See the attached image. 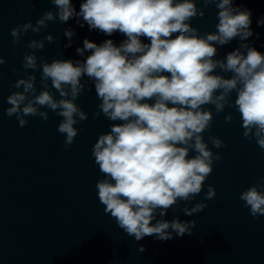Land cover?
Wrapping results in <instances>:
<instances>
[{
  "label": "clouds",
  "instance_id": "1",
  "mask_svg": "<svg viewBox=\"0 0 264 264\" xmlns=\"http://www.w3.org/2000/svg\"><path fill=\"white\" fill-rule=\"evenodd\" d=\"M211 2L205 0V6ZM52 3L58 9L55 16L45 12L35 27L26 22L11 29L13 44L22 33L38 32L46 21L57 18L62 23L71 18L79 23L82 18L80 27L87 24L90 31L106 37L119 33L125 39L117 45L110 38L100 44L85 38L83 47L76 49L79 56L90 53L83 61L44 62L43 90L38 94L34 75L17 79L13 87L22 91L7 97L6 115L15 116L23 128L29 123L26 117L47 121L48 111L41 109L51 110L62 117L57 131L67 148L83 131L75 125L88 119L76 103L85 91L81 79L86 76L100 101L93 119L102 114L115 122L98 136L91 153L103 175L95 187L105 214L136 241L147 236L167 241L172 239L169 229L178 237L191 235L189 223L178 219L152 221L157 210L164 216L178 200H194L203 191L214 162L221 159L209 144L220 149L226 147L224 141L204 137L214 120L212 109L205 106H214L217 114L232 107L239 113L243 137L255 139L264 151V53L243 43L253 36L251 10L234 7L233 0H219L217 31L201 36L190 23L197 15L203 17L194 0H83L78 12L72 0ZM257 26H264V17ZM74 34L72 29L65 30L69 39L65 47H71ZM236 38L242 41L238 48L227 53L225 60L214 59L217 44ZM52 39L47 37L49 42ZM43 46V41L29 44L32 49ZM5 62L0 58V65ZM22 67L35 70L36 57L25 55ZM217 69L231 75L216 74ZM49 80L60 99L49 90ZM225 120L233 122L232 115ZM215 196V188L208 185L204 200ZM239 199L254 219L264 216V177L242 191ZM205 207L198 202L183 211L192 215ZM190 223L195 227L194 221ZM144 250L140 246L139 251Z\"/></svg>",
  "mask_w": 264,
  "mask_h": 264
},
{
  "label": "water",
  "instance_id": "2",
  "mask_svg": "<svg viewBox=\"0 0 264 264\" xmlns=\"http://www.w3.org/2000/svg\"><path fill=\"white\" fill-rule=\"evenodd\" d=\"M194 2L203 17L197 15L191 26L201 36L215 33L219 0L207 6L205 0ZM233 6L251 10L253 36L243 43L264 53V26H257L264 17V0H233ZM109 38L117 45L125 39L119 33L106 37L98 32L91 41L100 44ZM241 43L236 38L223 46L217 44L214 59L225 60ZM89 54L86 51L73 61H83ZM216 74L231 75L220 69ZM81 83L85 91L76 103L88 119L75 125L83 131L70 146H63L65 138L57 131L62 117L42 108L48 111V120L27 117L29 123L18 129L0 155V264H264V216L254 219L239 199L242 191L264 177V151L255 139L243 137L238 112L226 107L217 114L214 106H205L212 109L214 120L204 137L224 141L226 147L220 149L209 144L221 159L214 162L213 172L194 200H178L164 216L157 210L152 221L178 219L189 223L191 235L178 237L169 229L172 239L167 241L153 236L136 241L105 214L98 200L95 185L103 175L92 147L115 122L102 114L93 119L100 101L92 81L84 76ZM49 90L60 99L55 89ZM235 95L230 97L233 102ZM228 114L233 122L225 120ZM208 185L215 188L216 196L205 201ZM198 202L207 207L192 215L184 213L185 207L191 209Z\"/></svg>",
  "mask_w": 264,
  "mask_h": 264
}]
</instances>
